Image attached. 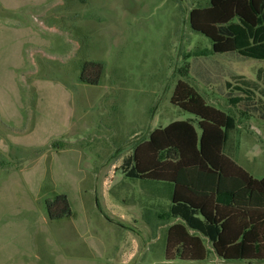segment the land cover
Here are the masks:
<instances>
[{
	"label": "rangeland",
	"instance_id": "1",
	"mask_svg": "<svg viewBox=\"0 0 264 264\" xmlns=\"http://www.w3.org/2000/svg\"><path fill=\"white\" fill-rule=\"evenodd\" d=\"M206 1L0 0V264H264L223 261L194 229L205 260H165L172 223L208 226L169 205L166 186L131 177L152 130L186 121L198 133L170 103L185 64L235 123L224 153L264 177V60L210 52L188 20Z\"/></svg>",
	"mask_w": 264,
	"mask_h": 264
},
{
	"label": "trees",
	"instance_id": "2",
	"mask_svg": "<svg viewBox=\"0 0 264 264\" xmlns=\"http://www.w3.org/2000/svg\"><path fill=\"white\" fill-rule=\"evenodd\" d=\"M188 20L211 42V53L264 60V0H207L189 10ZM188 74L189 64L177 69L170 103L194 116L198 133L186 121L152 130L133 147L131 177L169 186L172 207H187L208 226L204 234L191 219L172 223L165 260H205L204 239L194 229L223 261H264V177H252L223 153L225 131L235 123L204 101L185 81Z\"/></svg>",
	"mask_w": 264,
	"mask_h": 264
},
{
	"label": "crops",
	"instance_id": "3",
	"mask_svg": "<svg viewBox=\"0 0 264 264\" xmlns=\"http://www.w3.org/2000/svg\"><path fill=\"white\" fill-rule=\"evenodd\" d=\"M236 127V126H235ZM235 129V128H234ZM223 153H224V146H223ZM225 154V153H224ZM226 155V154H225ZM226 156H228V155H226ZM230 159H232L230 156H228ZM233 160V159H232ZM234 161V160H233ZM235 162V161H234ZM236 163V162H235ZM241 167V166H240ZM246 171V170H245ZM247 172V171H246ZM157 184H161V183H157ZM162 185H164V184H162ZM164 186H166V188H167V197H168V200H169V205H171V203H170V187L169 186H167V185H164Z\"/></svg>",
	"mask_w": 264,
	"mask_h": 264
}]
</instances>
